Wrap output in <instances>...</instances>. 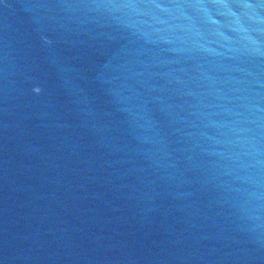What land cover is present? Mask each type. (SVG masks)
<instances>
[{"label": "water", "instance_id": "obj_1", "mask_svg": "<svg viewBox=\"0 0 264 264\" xmlns=\"http://www.w3.org/2000/svg\"><path fill=\"white\" fill-rule=\"evenodd\" d=\"M0 264H264V0H0Z\"/></svg>", "mask_w": 264, "mask_h": 264}]
</instances>
